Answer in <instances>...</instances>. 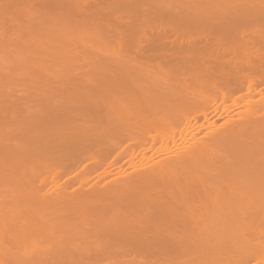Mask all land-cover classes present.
<instances>
[{
  "label": "bare ground",
  "instance_id": "bare-ground-1",
  "mask_svg": "<svg viewBox=\"0 0 264 264\" xmlns=\"http://www.w3.org/2000/svg\"><path fill=\"white\" fill-rule=\"evenodd\" d=\"M2 42L52 57L0 74V264H264V0H0Z\"/></svg>",
  "mask_w": 264,
  "mask_h": 264
},
{
  "label": "rangeland",
  "instance_id": "rangeland-1",
  "mask_svg": "<svg viewBox=\"0 0 264 264\" xmlns=\"http://www.w3.org/2000/svg\"><path fill=\"white\" fill-rule=\"evenodd\" d=\"M98 33H99L98 31L97 32L93 31V33L90 32L89 34L97 35ZM29 48H30V46L25 47L24 49H19L14 43L2 42V44H0V74H3V75L14 74V75H16V74L32 73L35 71H31L32 69H29V68H33V66H34L33 59L34 58L39 59V58L52 57L51 53L45 52V51H41L39 53H36V54H34L35 55L34 56L33 54L30 53ZM79 49L80 48H78V47H76V48L68 47L66 49H63L64 56H69L68 54L77 53V51ZM63 72L64 71L49 70V72L45 71V74L46 73H63ZM80 72L82 73V71L79 70V73ZM28 84H30V82L27 79H26V81L24 79L23 82H19L15 86V90H17L18 92H22L23 90H26L28 88V86H29ZM237 94L238 93H236L235 95H237ZM237 115L238 114H236V115L234 114L233 116L235 117ZM155 146H157V145H155ZM76 172H77V170L75 172H73L72 175H74V173H76ZM63 175L65 177L64 180H66V176L67 177L69 176V175L65 176V174H62L60 179L56 178L57 181L61 180V179H62L61 181H64ZM56 179H55V181H56ZM104 264H109V263H104Z\"/></svg>",
  "mask_w": 264,
  "mask_h": 264
},
{
  "label": "flooded vegetation",
  "instance_id": "flooded-vegetation-1",
  "mask_svg": "<svg viewBox=\"0 0 264 264\" xmlns=\"http://www.w3.org/2000/svg\"><path fill=\"white\" fill-rule=\"evenodd\" d=\"M258 90H259V93L257 94V96L255 97V98H258L259 96H260V94H264V85H262V86H259L258 88H257ZM150 152L151 151H147V154H150ZM129 159H130V156H127V157H124V158H122V159H120V160H116L115 161V166H113V167H110V169H113L115 172L119 169V167H121L120 165H121V162H124V167H126V166H128L129 165V163H130V161H129ZM107 171V170H109V169H106L105 167H101V168H99L98 170H96L94 173H93V175L96 177L95 178V180H97L98 178H99V175L98 174H101L103 171ZM75 172V171H74ZM77 172H80V169H77ZM76 172V173H77ZM124 264H133L132 262H125ZM147 264H149V263H147ZM152 264V263H151ZM154 264H159V263H154Z\"/></svg>",
  "mask_w": 264,
  "mask_h": 264
}]
</instances>
